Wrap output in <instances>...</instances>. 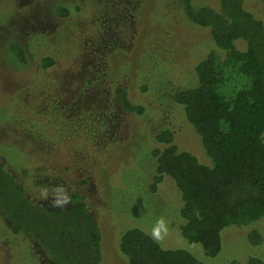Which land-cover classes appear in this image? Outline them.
<instances>
[{"label":"rangeland","instance_id":"obj_1","mask_svg":"<svg viewBox=\"0 0 264 264\" xmlns=\"http://www.w3.org/2000/svg\"><path fill=\"white\" fill-rule=\"evenodd\" d=\"M193 3L218 7V0ZM176 6V0H0V159L4 155L16 168L40 171L35 158L26 154V148L34 146L25 144L22 137L15 138L17 131L12 133L5 126L9 125V115L20 117V110L25 111L20 105L22 90L32 80L42 83V60L53 55L57 64L46 79L53 89L49 98L58 105L71 100L85 102L99 112L106 104H113L111 113L116 117L112 132L116 140L124 141L107 142L106 156L93 159V180L81 187L100 225L101 264H128L118 249L120 233L137 227L149 234L160 218L165 229L155 240L164 249L186 250L204 264H243L251 257L264 261V217L248 226L226 227L221 252L208 257L201 245L190 243L181 234V219L176 215L180 196L174 182L166 177L156 192L151 191L156 175L152 150L162 129L173 131L181 151L212 165L201 137L174 94L196 86L194 67L214 44L209 31L187 22ZM244 6L264 22V0H246ZM60 7H67L70 14L59 13ZM12 41L29 47L31 66L20 63L8 51ZM109 86L125 88L134 104L143 105L145 113L139 116L126 111ZM46 108L40 104L35 109L39 118ZM15 122L32 135L34 131L53 132L47 120ZM253 230L263 236L260 246L247 241ZM0 264H47L38 244L27 235L14 234L1 213Z\"/></svg>","mask_w":264,"mask_h":264},{"label":"trees","instance_id":"obj_2","mask_svg":"<svg viewBox=\"0 0 264 264\" xmlns=\"http://www.w3.org/2000/svg\"><path fill=\"white\" fill-rule=\"evenodd\" d=\"M176 1L183 18L207 29L214 44V49L194 67L196 86L174 94L175 102L183 107L188 122L201 137L212 165L202 164L192 153L181 151L173 131L162 129L152 150L156 175L151 191L156 192L166 177L174 182L180 196L176 215L181 219L182 236L201 245L206 256L216 257L221 252L226 227L248 226L264 217V22L245 8L246 0H218V7H198L193 0ZM59 13L68 16L70 10L60 7ZM8 51L20 63L31 66L29 50L18 42H11ZM56 64L53 55L45 56L41 69L44 74H39L42 83L32 80L33 90L36 86L46 91L39 94L41 99L43 95L49 98L53 91L46 79L52 76L50 70ZM108 90L126 111L139 116L145 113L143 105L134 104L125 88L109 86ZM53 102L45 101L47 108L39 118L40 114L35 113L37 105L31 111L28 101L26 105L20 101L25 111L20 117L13 114L6 119V130L17 131L15 138L22 137L25 144L34 146L26 148V154L35 158L40 171L16 168L2 155L0 213L14 234L27 235L38 244L47 264H101L100 225L81 189L77 190L76 182L83 187L88 183L86 178L79 181L77 169L95 171L93 159L104 155L107 142L113 145V141H124L116 140L108 120L85 102L73 113L66 107L57 108ZM104 107L107 108L100 109L101 114L111 118L113 104ZM35 118L50 123L51 135L31 128L35 132L32 135L27 128L14 125L15 121ZM58 185L68 190L70 205L55 208L52 203L44 204L42 201L52 197ZM45 190L47 196L43 195ZM118 239V249L128 264H204L186 250L164 249L137 227L125 229ZM247 241L251 246H260L263 236L253 230L247 234ZM243 264L264 261L251 257Z\"/></svg>","mask_w":264,"mask_h":264},{"label":"flooded vegetation","instance_id":"obj_3","mask_svg":"<svg viewBox=\"0 0 264 264\" xmlns=\"http://www.w3.org/2000/svg\"><path fill=\"white\" fill-rule=\"evenodd\" d=\"M12 42H14V41H12ZM15 42H18L19 44H21V46L23 47V48H25L26 50H27V52H28V49H29V47L28 46H26L25 44H23V43H21V42H19V41H15ZM46 83V82H45ZM30 85H29V87H26L25 89H23L24 90V92H23V90H22V96H24V97H22V101L24 102V105H25V101L27 102L28 101V103L31 105V108H32V110L31 111H34V107L33 106H36V108L39 106V99H41V98H39V94H41V96H42V93L43 94H45L46 93V91L45 90H43V89H37V87L36 86H34V90H33V82H30L29 83ZM29 89H31V90H29ZM20 90V89H19ZM19 90H15L16 91V93L19 91ZM40 90V91H39ZM21 91V90H20ZM7 94V93H6ZM13 94H15V93H13ZM50 96V95H49ZM24 98V99H23ZM118 99V98H117ZM53 101L51 98H46L44 95H43V98L41 99V101H42V105L43 106H46L45 105V101ZM118 101V100H117ZM76 102V100H71L70 102H66V103H60L59 105L58 104H55V106L57 107V108H61V109H64V107H66V109L68 110V111H72V113L75 111V110H77V109H80V107L82 106V104H83V102L81 103V102H79V103H75ZM53 103H55V102H53ZM35 108V109H36ZM90 108V107H89ZM90 109H92V108H90ZM65 110V109H64ZM24 112V110H21V113H23ZM98 116H100V117H103V118H105V119H107L108 120V124H109V126L111 127V128H113V123H114V118L116 117V113L114 114V113H111L110 114V117L111 118H107L108 116H105V115H103V114H101V112H95ZM112 134H114L113 132H112ZM116 134V133H115ZM68 152V151H67ZM64 155L66 154V152H64L63 153ZM85 159V158H84ZM77 172L79 173V181H81V180H83L84 178H86L87 180H88V183L87 184H90V182H91V180H93V178H94V176H95V172L94 171H89V170H86L85 171V169H83V168H81V169H77ZM76 184V186H77V190L78 189H81V187H83V185H79V182H76L75 183ZM79 185V186H78ZM80 191V190H79ZM85 197H86V194L85 193H83L82 191H80ZM52 200V197H50V198H48V199H46V200H43L42 202H44V204L45 203H51V202H49V201H51ZM87 200V199H86ZM68 205H70V200H69V203L66 205V206H68ZM65 206V207H66Z\"/></svg>","mask_w":264,"mask_h":264},{"label":"clouds","instance_id":"obj_4","mask_svg":"<svg viewBox=\"0 0 264 264\" xmlns=\"http://www.w3.org/2000/svg\"><path fill=\"white\" fill-rule=\"evenodd\" d=\"M43 195L47 196V190L44 191ZM68 190L64 186H55L52 192V206L55 208H63L69 203ZM165 229V221L160 218L155 221L150 230V235L153 239H159L162 230Z\"/></svg>","mask_w":264,"mask_h":264}]
</instances>
